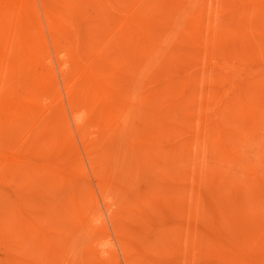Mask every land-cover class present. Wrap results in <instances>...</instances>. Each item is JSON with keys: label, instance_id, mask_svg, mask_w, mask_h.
<instances>
[{"label": "bare ground", "instance_id": "obj_1", "mask_svg": "<svg viewBox=\"0 0 264 264\" xmlns=\"http://www.w3.org/2000/svg\"><path fill=\"white\" fill-rule=\"evenodd\" d=\"M39 2L49 41L36 0H0V264H121L101 215H86L60 84L109 206L127 189L91 138L141 123L134 150L159 183L110 214L124 264H264V223L241 236L246 219L218 209L220 225L200 230L218 199L208 179L242 188L231 206L252 194L254 223L264 215V0Z\"/></svg>", "mask_w": 264, "mask_h": 264}, {"label": "rangeland", "instance_id": "obj_2", "mask_svg": "<svg viewBox=\"0 0 264 264\" xmlns=\"http://www.w3.org/2000/svg\"><path fill=\"white\" fill-rule=\"evenodd\" d=\"M36 2H37V5H38V7H39V11H40V18H41V20H42V27H43V29H44V33H45V35H46V38L48 39V41H49V37H48V35H49V30L47 29V27H46V25H45V23H44V21H43V15H42V11H41V7H40V2H39V0H36ZM51 48V47H50ZM225 73H227V72H225ZM60 92H61V100H62V116H63V120H64V124L66 125V127L68 128V132H69V134L71 135V137H70V142H71V147H72V149H73V151H74V155H75V161H76V163H77V165H78V167L80 168V171H81V179H82V181H83V183L84 184H86V189H87V191H88V194L90 195V197L92 198V200H91V202H90V207L88 208V210L86 211V215L88 216V218H91L93 215H97V214H100L101 216H100V218H101V220L100 221H98V223H97V228H102V229H104V233L105 234H108V236L107 237H105V239H109L110 240V244L114 247V249H115V255L118 257V259H119V261L121 262V264H124V261H123V257H122V254H121V252H120V250H119V247H118V244H117V241H116V237H115V233H114V230H113V227H112V223H111V218H110V214H111V212H113V210H117L118 209V204L117 203H120V204H123L124 202H126V204H127V206H133V204H135V200H136V198H137V196L140 194V193H143V192H145V191H147V190H149V188H151L152 186L154 187V186H157L158 185V183H159V177L157 176V175H155V173L154 172H151V173H149L147 170H146V166H147V164L145 163V161H143L142 160V157L140 156V153L138 152V151H136V150H134V146H133V143H134V140H135V137H134V134H133V130L134 129H138V127L141 125V123L139 122V119L137 118V116L136 115H132L131 116V118H129L128 119V128H122V129H118V130H116V131H114L110 136H107L106 138H101L100 136V134L99 135H97V136H92V138H91V142H95V143H102L103 145H105L107 148H106V151H107V164L108 165H110L111 166V168H112V171H110V172H108L109 173V175H108V177L109 178H111V180H119L120 182H124V184L122 185V187H125L126 189H127V192L126 193H121V199H120V201L119 202H116V194L114 193V199L112 200V202L115 200V203H112L111 202V205L109 206L108 204H107V201H105L104 200V198L102 197V193H101V190H100V187H99V184H98V182H97V180H96V176H95V174L93 173V171H92V169H91V167H90V164H89V160H88V157H87V154H86V145L84 144V142H83V140L80 138V136L78 135V132H77V127H76V124H75V122H74V120H73V117H72V114H71V110H70V108H69V105H68V102H67V98H66V95H65V93H64V91H63V88H62V86H61V84H60ZM246 145V146H245ZM252 144H250V145H248V143H246V144H244V149L245 150H248L250 153L254 150V146H251ZM252 148V150L250 151V149L249 148ZM247 148V149H246ZM247 151V152H248ZM248 152V153H249ZM249 153V154H250ZM250 155H252V154H250ZM56 174L59 176V177H61V178H63L64 179V182H70V180L68 179L69 178V174H68V170H66V169H64V168H60V167H56ZM206 178V177H205ZM208 179V178H207ZM206 179V180H207ZM212 180V179H211ZM210 179H208L207 180V184L206 185H208V186H205L204 188L205 189H207V191H213V192H215L216 191V188L219 190L218 192V194L215 192L214 194H213V192H212V195H210V197H211V199L213 198V200L214 199H216V198H218L217 200H215V201H211L212 202V204H210V203H208V202H206V198H208V197H206V198H204V202H205V204H207V207L209 208V207H211L209 210L211 211V212H209L208 210H207V207H206V205H204L205 207H204V216H203V219H204V217H205V215H211L210 217H213V218H210L209 217V219L208 218H205V220H202L201 218V221H202V223L204 222V221H206V222H204L205 224H207V225H199V221H200V219H199V221H197L196 222V224L198 223V226H200L199 228H200V230L202 229V227H203V229H204V231H206L207 232V230H205L206 228H205V226H207V229L209 228L210 229V226H211V229L213 228L214 229V227H212V226H215V225H217L218 224V222H219V225H220V222L221 221H219L220 219V216L221 215H223V214H221L222 212H224L225 211V214L227 213V214H230V213H235V214H238L237 216L238 217H235V215H233L234 216V219H236L237 221L239 220H241V223H243L242 221H245V219H246V221L244 222V229H243V232L242 231H240V230H238V231H240V235L242 236V233H244V231H245V229L247 228V231H249L248 230V227H249V225L251 226V227H249L250 228V231L251 230H253L254 228L256 229V228H258V226L260 225V223H264V222H262V220H264V217H262V216H264V215H259L258 217H257V220L255 221V223H254V220H252V217H247V215H250L251 214V212L253 211L252 209H253V206H252V199H253V196H252V194H246V193H244V194H246V198H250L251 196H252V198L251 199H247L246 200V198H244V201H243V199H242V201L243 202H241V200L239 201L240 203H242V204H246V207H244V206H242V204H234L233 206H231V204L229 205L228 203H231V202H229V200L227 201V199H229V198H233V199H235V197L236 196H238L239 198H237L236 200L238 201L239 199H241L242 198V196H241V192H239L238 190H242V188H240L239 186V188H235V189H238V190H236V191H238L239 192V194H238V192H237V194L238 195H236L235 196V189L234 188H232L233 186H231L230 188H232V190L231 189H229V188H227V187H225V185L223 184V182L222 183H220V182H217L216 180H214V182H213V180H212V182H213V184L214 183H217V184H215V185H213L212 184V182L211 183H209L210 181H211ZM218 183L220 184V185H218ZM212 184V185H211ZM209 185H210V187H209ZM218 187H217V186ZM221 185L223 186V188H221ZM215 186V187H214ZM209 187V188H208ZM212 187V188H211ZM215 189H214V188ZM225 187V188H224ZM211 188V189H210ZM223 189V190H222ZM234 189V190H233ZM224 190H230V191H224ZM240 190V191H241ZM205 191L206 190H204V194H205ZM206 191V192H207ZM224 191V192H223ZM231 191H232V193L233 194H230L231 193ZM229 192V193H228ZM230 194V195H228V194ZM216 194V195H215ZM225 194V195H224ZM226 194L228 195L227 196V198L225 197L226 196ZM206 195V194H205ZM205 195H204V197H205ZM215 195V197L216 198H214V197H212V196H214ZM240 195V196H239ZM223 196L225 197V199L223 198ZM243 197H244V195H243ZM223 200H222V199ZM221 200H222V202H221ZM227 202V204L228 205H226L228 208H225L226 206H224L223 207V204L224 203H226L225 201ZM247 201V203H246V201ZM249 200V201H248ZM208 201V200H207ZM218 201H220L221 203H219ZM251 201V202H250ZM216 203H218V204H216ZM233 203H235L234 202V200H233ZM248 203H251V204H248ZM214 206V209L212 208V206ZM215 205L217 206V208L215 207ZM219 205V206H218ZM225 205V204H224ZM238 205H241V206H239L238 207ZM250 205V206H249ZM222 206V207H221ZM237 206V207H236ZM221 207V208H220ZM232 208H234V211H233V209ZM236 208V209H235ZM250 208H252V209H250ZM205 209L208 211V212H206L205 211ZM218 209L220 210L219 211V213H218ZM228 209V210H227ZM230 209H232V210H230ZM250 209V210H249ZM222 210V211H221ZM227 210V211H226ZM230 211H232V212H229ZM206 212V213H205ZM221 212V213H220ZM239 212V213H238ZM256 212V211H255ZM217 213H218V217H216L215 218V216L217 215ZM250 213V214H249ZM254 212H252V214H253ZM220 214V215H219ZM251 214V215H252ZM250 215V216H251ZM255 215H257L256 213H255ZM231 216H232V214H231ZM230 216V217H231ZM247 217V218H246ZM256 217V216H255ZM260 217V218H259ZM215 218V219H214ZM248 218H250L251 220H249ZM253 218H254V216H253ZM207 219V220H206ZM213 220V222H212V220ZM230 219H232V221L234 222V223H232V221H230V222H228ZM234 219H233V217L232 218H229L228 220H226L227 221V225H228V223H230V228L232 227V228H234L233 226L235 225V226H237L236 225V223L237 222H235L234 221ZM248 219V220H247ZM255 219V218H254ZM209 220L211 221L210 222V224L211 223H214V221L216 222V223H214V224H212V225H210L209 224ZM218 220V221H217ZM189 221V220H188ZM190 221H192V220H190ZM201 221H200V223H201ZM251 221V222H250ZM257 221H260V223H258ZM247 222L249 223V225L247 226ZM201 223V224H202ZM232 223V224H231ZM239 224H241L240 222H238ZM237 223V224H238ZM251 223V224H250ZM258 223V224H257ZM223 224V223H222ZM221 224V225H222ZM238 224V225H239ZM189 225H190V222H189ZM210 225V226H209ZM255 225V226H254ZM257 225V226H256ZM261 225H264V224H261ZM84 226H88V225H84ZM197 226V227H198ZM241 227H242V225H240ZM80 227H82V226H80ZM217 227H218V225H217ZM253 228V229H252ZM84 229H85V233L84 234H82V236L80 237V239H78V242H79V245H83V244H85V243H87L88 242V240H89V237H90V234L92 233H89V231H90V228H88V227H84ZM208 229V231L210 232L211 230H209ZM254 229V230H255ZM246 232V231H245ZM235 233H236V231H235ZM234 233V234H235ZM104 234V235H105ZM237 234V233H236ZM239 234H237L236 236H239ZM244 235V234H243ZM154 237V238H153ZM156 237L154 236V235H152L151 234V236H150V242L152 243V242H156L155 244H154V246L155 247H157V249L158 250H160L161 249V247L162 248H165V247H167L166 245L168 244L167 242H168V240H167V238H163L164 240H162L161 238H159L158 237V239L159 240H157V238L155 239ZM152 239L154 240V241H152ZM153 244V243H152ZM158 244V245H157ZM3 248H1L0 249V255H1V259H3V258H9V255H8V252H6L5 251V248L2 250ZM7 250V249H6ZM9 251V250H8ZM3 252L4 253H6V254H4L3 255ZM11 255V254H10ZM4 256V257H3ZM171 257H173V256H171ZM166 258V257H165ZM211 258V259H210ZM169 259V260H168ZM176 259V258H175ZM175 259L174 258H172V260H171V258L169 257V255H168V258L166 259L167 261L166 262H164L165 264L166 263H170V264H174V262L173 261H175ZM213 259V260H212ZM206 260H207V262H205V259L203 260V262H197V264H221V262L219 261V260H217V257L215 258V257H213V256H210V257H208V259L206 258ZM165 261V260H164ZM171 261L173 262V263H171ZM200 261H202V260H200ZM217 261V262H216ZM220 262V263H219ZM196 264V263H195Z\"/></svg>", "mask_w": 264, "mask_h": 264}]
</instances>
